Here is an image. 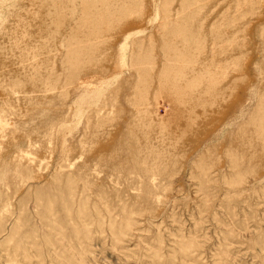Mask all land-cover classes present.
Returning <instances> with one entry per match:
<instances>
[{"label": "rangeland", "instance_id": "374dc122", "mask_svg": "<svg viewBox=\"0 0 264 264\" xmlns=\"http://www.w3.org/2000/svg\"><path fill=\"white\" fill-rule=\"evenodd\" d=\"M0 264H264V0H0Z\"/></svg>", "mask_w": 264, "mask_h": 264}]
</instances>
